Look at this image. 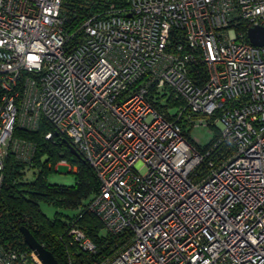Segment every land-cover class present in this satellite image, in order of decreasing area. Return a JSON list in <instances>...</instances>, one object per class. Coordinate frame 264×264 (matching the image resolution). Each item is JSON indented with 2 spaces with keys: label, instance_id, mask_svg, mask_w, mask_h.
<instances>
[{
  "label": "built area",
  "instance_id": "1",
  "mask_svg": "<svg viewBox=\"0 0 264 264\" xmlns=\"http://www.w3.org/2000/svg\"><path fill=\"white\" fill-rule=\"evenodd\" d=\"M65 1L0 0V193L9 166L28 183L20 133L44 127L91 168L83 210L118 240L90 264H264V46L247 37L264 0H103L71 31ZM64 235L61 264L98 255L74 222ZM0 264L41 263L17 243Z\"/></svg>",
  "mask_w": 264,
  "mask_h": 264
},
{
  "label": "trees",
  "instance_id": "2",
  "mask_svg": "<svg viewBox=\"0 0 264 264\" xmlns=\"http://www.w3.org/2000/svg\"><path fill=\"white\" fill-rule=\"evenodd\" d=\"M102 1L66 0L63 8L65 29L71 31L79 25L84 17L101 6ZM45 130L46 128L42 127L34 134L20 133L25 139L35 142L37 146L35 165L40 168V171L33 182L24 183L16 180L21 177L17 171L18 166L7 167L5 182L0 193V245L12 247L20 243L22 248L29 251L19 233V228L25 227L39 244L51 252L57 263L61 264L63 249L59 238H64L69 225L62 222V216L57 213L53 219H48L43 215L39 210V203H45L56 209L79 211L72 222L87 233L98 246L99 252L97 256L79 254L75 258V262L90 264L99 255L107 253L118 240L111 236L98 237L101 224L93 215L83 210L97 189V180L91 168L80 156L76 158L70 154L65 147V143H69L67 139H58L53 134L54 144L45 142L42 136ZM44 154L47 155L48 162L52 167L60 158L67 159L76 167V173L73 174V185L62 186L47 182V177L54 171L51 167L48 168L46 163H40L39 160Z\"/></svg>",
  "mask_w": 264,
  "mask_h": 264
},
{
  "label": "rangeland",
  "instance_id": "3",
  "mask_svg": "<svg viewBox=\"0 0 264 264\" xmlns=\"http://www.w3.org/2000/svg\"><path fill=\"white\" fill-rule=\"evenodd\" d=\"M218 129L221 128L220 124H217ZM214 130L211 128H198L195 129L192 132L191 137L195 139L197 146L205 147L213 138ZM40 171V168L35 169L34 172H30L28 176H26V182L31 183L33 182L38 173ZM34 173V174H33ZM47 182L50 184L57 183V185L62 186H69L74 184V175L70 172V170L67 167H59L57 172H51L49 176L47 177ZM39 210L43 215H45L48 219H53L57 214L61 215L62 222H65L70 226L73 218L79 214V211H71L67 209H56L53 206H49L45 203H39ZM66 217V218H64ZM63 223V224H65ZM80 227L79 225H77ZM106 232L104 229H100L98 232L99 235H104Z\"/></svg>",
  "mask_w": 264,
  "mask_h": 264
},
{
  "label": "water",
  "instance_id": "4",
  "mask_svg": "<svg viewBox=\"0 0 264 264\" xmlns=\"http://www.w3.org/2000/svg\"><path fill=\"white\" fill-rule=\"evenodd\" d=\"M247 37L252 45L258 47L264 46V28H250L247 31ZM65 147L72 156L76 158L79 157L74 148L69 143L66 142ZM19 233L22 236L23 243L28 247V249L34 254L41 264H58L51 252L39 244L27 228L20 227Z\"/></svg>",
  "mask_w": 264,
  "mask_h": 264
},
{
  "label": "crops",
  "instance_id": "5",
  "mask_svg": "<svg viewBox=\"0 0 264 264\" xmlns=\"http://www.w3.org/2000/svg\"><path fill=\"white\" fill-rule=\"evenodd\" d=\"M54 184H57V183H54ZM72 185V184H71ZM71 185H69V186H71Z\"/></svg>",
  "mask_w": 264,
  "mask_h": 264
}]
</instances>
